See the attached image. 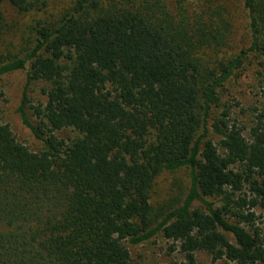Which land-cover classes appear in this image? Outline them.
Wrapping results in <instances>:
<instances>
[{
  "label": "trees",
  "instance_id": "trees-1",
  "mask_svg": "<svg viewBox=\"0 0 264 264\" xmlns=\"http://www.w3.org/2000/svg\"><path fill=\"white\" fill-rule=\"evenodd\" d=\"M38 3L0 0V42L2 7ZM242 3L250 42L238 51L220 0H76L56 25L32 27L23 55L0 47V77L25 72L17 112L43 143L30 150L0 118V264H131L126 244L158 233L183 264L198 251L264 264V106L247 136L226 110L211 122L248 54L264 60V0ZM36 82L45 100L32 121ZM66 129L76 136L54 133ZM181 169L182 202L156 209V179Z\"/></svg>",
  "mask_w": 264,
  "mask_h": 264
},
{
  "label": "rangeland",
  "instance_id": "rangeland-1",
  "mask_svg": "<svg viewBox=\"0 0 264 264\" xmlns=\"http://www.w3.org/2000/svg\"><path fill=\"white\" fill-rule=\"evenodd\" d=\"M39 8L26 13H19L9 5H4L3 35L0 47L6 56L23 55L27 48L33 45L34 33L32 27L39 22L41 25L54 26L66 12L70 11L76 0H38ZM42 1L44 4H42ZM176 0H168L171 7ZM190 1V0H188ZM232 13L233 29L231 46L234 51L249 45V28L246 12L242 0H220ZM43 5V6H42ZM25 85V72L14 71L0 77V118L7 124L16 140L32 151L43 148L41 140L37 139L25 127L19 117L17 109L21 102V95ZM43 83L36 82L28 86L29 102L26 110L29 118L34 121L31 105L43 103L45 98L41 89ZM264 106V60L260 56L249 53L242 68L235 77L225 83L220 92L219 105L211 111V122L217 120L221 113L228 111V123L244 128L247 136L257 110ZM59 138L67 140L76 136L72 129L55 131ZM215 144L220 137L211 133ZM188 175L184 169L174 172H164L153 186L151 194L152 205L160 211L178 206L188 188ZM199 206L198 203L194 204ZM259 221L257 220V223ZM130 253L131 264H183L184 254L179 250L178 242L166 239L161 233L149 240L137 244H126ZM196 264H224V259L212 263L211 255L198 251L195 253ZM234 264V263H229ZM262 264V263H258Z\"/></svg>",
  "mask_w": 264,
  "mask_h": 264
}]
</instances>
